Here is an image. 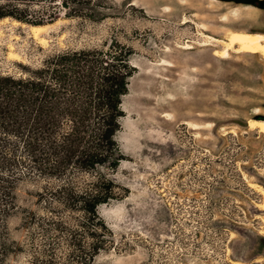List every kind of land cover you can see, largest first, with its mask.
Returning a JSON list of instances; mask_svg holds the SVG:
<instances>
[{"label": "rangeland", "instance_id": "374dc122", "mask_svg": "<svg viewBox=\"0 0 264 264\" xmlns=\"http://www.w3.org/2000/svg\"><path fill=\"white\" fill-rule=\"evenodd\" d=\"M181 2L92 0L73 16L60 8L42 21L49 25L41 38L22 24L0 27V74L29 77L56 54L95 48L123 50L126 58L132 50L130 64H138L117 133L124 159L105 169L119 199L98 209L113 234L94 264H264L263 195L252 185L264 186V132L248 122L264 118V56L218 57L220 46L205 40L200 26L209 24L219 37L234 28L264 31V10ZM187 42L193 48L181 47ZM112 43L121 47L111 50ZM193 120L206 127L186 123ZM44 185L37 176L18 182L17 208L7 220L13 251L4 264H33L28 217L46 212L38 200Z\"/></svg>", "mask_w": 264, "mask_h": 264}, {"label": "trees", "instance_id": "16d2710c", "mask_svg": "<svg viewBox=\"0 0 264 264\" xmlns=\"http://www.w3.org/2000/svg\"><path fill=\"white\" fill-rule=\"evenodd\" d=\"M0 2V18L39 24L55 19L60 8L79 15L80 4L92 0ZM38 2L47 6L34 10ZM128 56L123 50H73L50 57L29 77L0 74V264L13 251L7 220L25 177L45 180L38 200L46 212L28 217L33 264H94L111 241L112 229L98 209L119 199L105 169L124 159L117 133L137 69Z\"/></svg>", "mask_w": 264, "mask_h": 264}, {"label": "bare ground", "instance_id": "6f19581e", "mask_svg": "<svg viewBox=\"0 0 264 264\" xmlns=\"http://www.w3.org/2000/svg\"><path fill=\"white\" fill-rule=\"evenodd\" d=\"M188 1L189 0H182L181 3L188 4ZM210 1H218V0H210ZM227 18L228 16L223 18V20H227ZM189 21L190 20L188 18H185L183 20V23H187ZM8 22H12L15 25L22 24L23 26H26L28 28V32L37 38L42 37L41 34L43 30L49 25V24H44V23H39V24L30 23L29 24L19 19L13 18L11 16H5L3 18H0V27L3 24L8 23ZM200 26L202 29V35L206 38L205 40L214 41L216 44L220 46V48H215L214 50V55L218 57H221L224 59H230L233 52L242 53V54H248V53L262 54L264 56V31L262 30H254V29H249V28H234L227 32L226 37H219L217 36V34H214L216 29L212 28L209 24L203 23ZM181 47L184 49H190V48H193V45L190 42H187L185 45ZM165 64L175 66L174 63H171L168 61H165ZM133 65L137 66L138 64L134 63ZM123 108L126 110L125 107ZM255 113L256 114L262 113L261 108L257 107L255 110ZM248 122H249L250 129H259L260 131L264 132V118L250 117ZM186 123L190 127L194 129H198V130L206 127V125H204L203 123L202 124L198 123V121L194 122V120L186 121ZM213 124L214 123L212 122H207V126L211 127ZM119 139L120 141L125 142L121 137ZM252 185L256 187L260 191V193L263 195V200L259 202V204L257 205L258 207L264 210V186L262 184L254 183V182L252 183ZM261 233L264 235V229L261 230ZM234 263L235 264H245L241 260H235Z\"/></svg>", "mask_w": 264, "mask_h": 264}, {"label": "water", "instance_id": "95a60500", "mask_svg": "<svg viewBox=\"0 0 264 264\" xmlns=\"http://www.w3.org/2000/svg\"><path fill=\"white\" fill-rule=\"evenodd\" d=\"M224 1H235L237 3L253 4L254 6H257L258 8L264 10V0H224Z\"/></svg>", "mask_w": 264, "mask_h": 264}]
</instances>
